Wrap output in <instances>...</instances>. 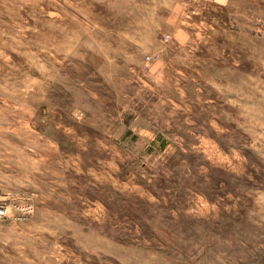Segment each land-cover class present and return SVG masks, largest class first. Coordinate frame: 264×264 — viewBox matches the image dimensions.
<instances>
[{
	"label": "rangeland",
	"instance_id": "374dc122",
	"mask_svg": "<svg viewBox=\"0 0 264 264\" xmlns=\"http://www.w3.org/2000/svg\"><path fill=\"white\" fill-rule=\"evenodd\" d=\"M0 198V264H264V0H0Z\"/></svg>",
	"mask_w": 264,
	"mask_h": 264
},
{
	"label": "built area",
	"instance_id": "2783aa9c",
	"mask_svg": "<svg viewBox=\"0 0 264 264\" xmlns=\"http://www.w3.org/2000/svg\"><path fill=\"white\" fill-rule=\"evenodd\" d=\"M148 59H150L152 56L148 55ZM23 212L25 214L32 211L33 207L30 203H26L23 207ZM9 212V206L6 204V201L3 200V198H0V217L6 216Z\"/></svg>",
	"mask_w": 264,
	"mask_h": 264
}]
</instances>
